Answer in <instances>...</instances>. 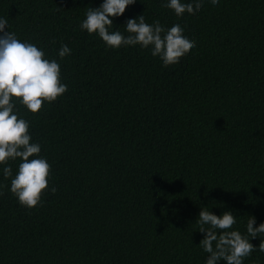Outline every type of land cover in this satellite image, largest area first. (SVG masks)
I'll list each match as a JSON object with an SVG mask.
<instances>
[{
    "label": "trees",
    "instance_id": "trees-1",
    "mask_svg": "<svg viewBox=\"0 0 264 264\" xmlns=\"http://www.w3.org/2000/svg\"><path fill=\"white\" fill-rule=\"evenodd\" d=\"M103 2L0 0L5 31L55 59L67 86L38 114L13 98L41 146L30 159L51 170L28 209L10 191L22 160L0 165V264H206L202 209L232 212L227 231L242 236L250 217L264 224V0H204L181 18L167 0H136L112 18L125 36L141 15L179 24L196 46L167 68L150 48L109 49L80 28ZM248 239L258 249L264 235ZM243 264H264V252Z\"/></svg>",
    "mask_w": 264,
    "mask_h": 264
},
{
    "label": "clouds",
    "instance_id": "clouds-1",
    "mask_svg": "<svg viewBox=\"0 0 264 264\" xmlns=\"http://www.w3.org/2000/svg\"><path fill=\"white\" fill-rule=\"evenodd\" d=\"M213 6L219 0H210ZM136 0H104L99 8H89L86 19L80 28L90 35L98 34L109 49H119L122 46H137L151 49V55L158 57L165 68L179 64L181 58L196 45L184 35L179 24L165 29L159 23L149 25L144 15L126 21L127 36L120 31H109L113 19L124 15L130 5ZM204 0H192L182 3L181 0H167L162 7L168 8L181 18L185 13L194 15L203 7ZM8 22L0 18V165H6L11 160L20 158L18 173L11 180V193L18 198L20 205L34 209L41 203L43 192L49 187L51 166L44 158L39 157L41 146L31 143L29 123L14 114L13 98L25 106L31 113L38 114L44 102L52 103L67 92V86L60 82V65L53 59L45 58L43 51L31 43H22L15 33L5 31ZM71 49L62 45L58 55L64 59L70 55ZM4 178L12 176V168H3ZM51 192L55 194L56 188ZM3 195V193H0ZM236 223L232 212H224L222 216L212 214L206 208L202 209L196 222L199 232L205 238L200 247L209 254L206 264H243L255 250L264 252V240L259 248H255L248 236L256 239L264 235V224L254 227L256 220L250 217L247 223L248 236H242L238 231H227ZM207 226V227H206ZM217 230H224L219 232Z\"/></svg>",
    "mask_w": 264,
    "mask_h": 264
}]
</instances>
